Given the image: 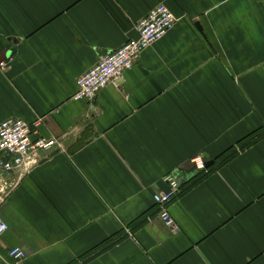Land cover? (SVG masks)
<instances>
[{
  "label": "crops",
  "instance_id": "1",
  "mask_svg": "<svg viewBox=\"0 0 264 264\" xmlns=\"http://www.w3.org/2000/svg\"><path fill=\"white\" fill-rule=\"evenodd\" d=\"M162 4L173 30L95 101L72 99ZM10 119H41L31 141L57 145L3 174L0 264L16 247L20 264H264V0H0ZM168 176L177 232L153 202Z\"/></svg>",
  "mask_w": 264,
  "mask_h": 264
},
{
  "label": "built area",
  "instance_id": "2",
  "mask_svg": "<svg viewBox=\"0 0 264 264\" xmlns=\"http://www.w3.org/2000/svg\"><path fill=\"white\" fill-rule=\"evenodd\" d=\"M177 20L166 5H158L152 9L137 25L135 31L138 33L136 39L125 43L119 50L102 57L101 61L86 74L77 80V92L75 101L93 102L103 91L107 84L120 79L123 74L133 69L142 59L144 52L156 42L163 39L175 27ZM42 125L38 119L34 124L26 123L19 119H10L0 125V204L4 202L5 186L3 174L12 173L20 169L26 159L39 151L52 149L57 145L54 140L38 139L31 141L32 136L37 133ZM202 157L192 159L193 167L201 174H207L209 170L205 166ZM165 182L169 185L166 192L154 195V201L159 209L161 221L171 228L173 232L178 231V226L170 215L169 206L181 189L179 179L168 176ZM9 231V225L0 215V238ZM9 256L15 264H20L26 259L27 254L22 247L10 250Z\"/></svg>",
  "mask_w": 264,
  "mask_h": 264
},
{
  "label": "trees",
  "instance_id": "3",
  "mask_svg": "<svg viewBox=\"0 0 264 264\" xmlns=\"http://www.w3.org/2000/svg\"><path fill=\"white\" fill-rule=\"evenodd\" d=\"M262 135H263V134H256V135H254L253 137L249 138V140L245 141V146H246V145H250V144L255 143L256 141L259 140L260 137H262ZM224 160H225V162H226V161L230 160V158H229V159L225 158ZM209 170H211V168H210ZM206 175H207V174H206ZM206 175H205V176H206Z\"/></svg>",
  "mask_w": 264,
  "mask_h": 264
},
{
  "label": "water",
  "instance_id": "4",
  "mask_svg": "<svg viewBox=\"0 0 264 264\" xmlns=\"http://www.w3.org/2000/svg\"><path fill=\"white\" fill-rule=\"evenodd\" d=\"M214 165V161H208L205 159V166L207 169L211 168Z\"/></svg>",
  "mask_w": 264,
  "mask_h": 264
}]
</instances>
